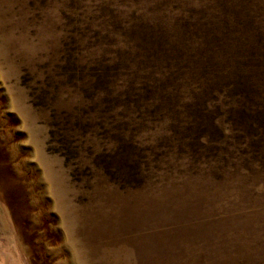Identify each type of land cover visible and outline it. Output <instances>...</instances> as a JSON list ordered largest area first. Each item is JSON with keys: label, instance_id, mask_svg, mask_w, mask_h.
I'll return each instance as SVG.
<instances>
[{"label": "rangeland", "instance_id": "obj_1", "mask_svg": "<svg viewBox=\"0 0 264 264\" xmlns=\"http://www.w3.org/2000/svg\"><path fill=\"white\" fill-rule=\"evenodd\" d=\"M0 264H264V0H0Z\"/></svg>", "mask_w": 264, "mask_h": 264}, {"label": "trees", "instance_id": "obj_2", "mask_svg": "<svg viewBox=\"0 0 264 264\" xmlns=\"http://www.w3.org/2000/svg\"><path fill=\"white\" fill-rule=\"evenodd\" d=\"M131 76V75H130ZM130 76H127V79H129L130 78ZM152 81V79L150 80V82ZM154 82V81H153ZM144 87H146V86H144ZM149 88L151 89V86H149Z\"/></svg>", "mask_w": 264, "mask_h": 264}]
</instances>
